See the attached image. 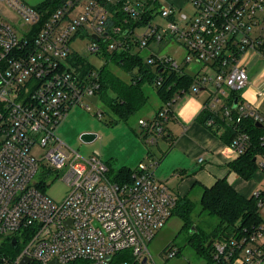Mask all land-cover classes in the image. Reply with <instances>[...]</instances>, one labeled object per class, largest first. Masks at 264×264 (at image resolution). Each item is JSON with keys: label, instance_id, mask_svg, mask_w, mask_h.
Returning a JSON list of instances; mask_svg holds the SVG:
<instances>
[{"label": "built area", "instance_id": "1", "mask_svg": "<svg viewBox=\"0 0 264 264\" xmlns=\"http://www.w3.org/2000/svg\"><path fill=\"white\" fill-rule=\"evenodd\" d=\"M120 1L62 0L49 13L22 0H0L23 21V33L18 34L0 9V243L2 237L15 238L17 246L28 240L16 256L3 255L2 264H23L25 259V264L154 261L149 245L177 205L169 188L154 178L158 161L142 163L132 183L119 184L108 177L109 168L99 155L83 157L57 137L69 112L77 106L91 110L84 99L97 96L101 88L98 70H76L71 43L87 33L95 54L102 51V43L109 52L129 48L130 22L143 19L149 10L145 1L124 0L121 10L126 18L111 24L114 13L108 6ZM184 2L191 5L190 15L171 3L153 14L165 18V27L154 24L153 17L139 27L145 29L143 34H136L137 28V47L143 50L152 43L175 40L184 49L186 65L204 64L202 72L194 75L191 91L210 95L203 109L213 115L207 128L217 117L233 124L252 118L264 128V115L250 104L238 99L236 106L228 102L232 92L241 99L249 83L243 56L255 50L264 57V0ZM147 64L162 70L181 68L173 58L157 54ZM161 82L160 78L157 84ZM176 101L166 103L152 120L139 121L147 144H156L165 134ZM97 115L101 118L102 111ZM249 144L250 136L239 128L229 146L241 156ZM35 146L44 150L40 157L32 153ZM259 165L264 173V161ZM59 179L70 190L58 203L46 190ZM253 195L260 198L262 192ZM259 205L264 215V202ZM125 251L134 261L115 263V255ZM166 253L172 259L179 250L171 247ZM214 260L215 264H264V224L230 245L216 244Z\"/></svg>", "mask_w": 264, "mask_h": 264}, {"label": "trees", "instance_id": "2", "mask_svg": "<svg viewBox=\"0 0 264 264\" xmlns=\"http://www.w3.org/2000/svg\"><path fill=\"white\" fill-rule=\"evenodd\" d=\"M61 1L46 0L38 9H47L51 13L60 6ZM123 3L124 0H121L116 5L111 4L108 6L111 12L114 13L110 19L111 24H120L126 18V15L121 10ZM145 3L149 10L144 14L143 19L136 22L132 21L129 24L132 28L131 36L128 38L129 48L109 52L107 46L102 43V51L98 54L103 55L108 63L111 62V64H115L125 70L130 76V80L126 82L113 73L108 68V65L99 70L101 88L97 95L102 97L104 103H107L110 111L115 116L114 124L129 122L146 105L148 96L144 91V86L147 84L156 88L162 102L159 110L173 99L178 100L183 95L192 93L191 89L195 76H190L184 72L178 74L176 69L168 67V69L162 70L163 67L161 66L157 67L155 72H153V68L147 64L148 59L145 60L139 54L132 52L133 48L137 47L136 29L151 20L159 6V0H146ZM71 60H74L78 71L84 73L93 69L86 64L85 59L78 53H74ZM160 78L162 82L158 85L157 81ZM108 94L111 95L109 96ZM236 99L242 103L239 93L232 92L228 102L234 106ZM236 113L237 110L234 109V114ZM102 114L104 113L102 112ZM173 118L174 108L171 112V120ZM210 118H213V115L205 109L199 115L198 120L206 126V122ZM167 124L164 126L165 134L162 138L166 136ZM239 128L250 136V144L236 161L229 164V168L230 171L235 172L240 178L249 181L254 177L256 171L260 169L259 162L261 160L264 161V128L257 126L256 121L252 118L244 119L240 124H233L221 117L215 118L214 125L209 127L210 130L219 135L228 144L236 137ZM255 159L256 161H254ZM137 171L138 168L133 170L132 168L123 167L116 171L112 181L119 184L132 183L134 180L133 176ZM261 200L264 202V192H262L260 198L254 195L245 197L237 192L226 178H223L218 180L212 187L205 188L199 200L201 210L198 215L206 214L217 218L219 221L213 231L208 233L204 228L199 227L197 224L195 225L194 214L198 208V203L187 196L177 199V205L172 216L177 215L182 219L184 229L190 230L195 226L190 243L198 254L206 258L207 264H215L216 244L225 243L230 245L233 240L240 239L246 232L264 224V215L259 205ZM13 240L15 238H6L3 247L0 248V264H2L3 255L13 257L19 253L20 247L19 245L15 247ZM16 240H18L17 237ZM123 260L134 261L128 251L120 252L114 257L115 263Z\"/></svg>", "mask_w": 264, "mask_h": 264}, {"label": "rangeland", "instance_id": "3", "mask_svg": "<svg viewBox=\"0 0 264 264\" xmlns=\"http://www.w3.org/2000/svg\"><path fill=\"white\" fill-rule=\"evenodd\" d=\"M32 7H39L46 0H22ZM136 2L137 0H131ZM146 1V0H140ZM171 3L175 7H182L183 13L190 15L191 5L184 0H159L158 9L170 8ZM0 9L7 21L15 27L18 34L23 33V21L16 14V12L0 5ZM160 11V10H159ZM154 24L165 27L167 21L165 18L157 14L153 18ZM144 28H139L136 34H143ZM91 39L87 33L82 34L77 40L71 43V50L78 53L86 64L91 66L94 70H101L105 65L115 73L118 77L128 82L130 76L125 70L119 68L111 62H107L103 55H98L90 51ZM184 49L178 45L175 40L168 43L157 45L152 43L148 48L143 50L134 47L132 52L139 54L142 58L147 60L153 54L159 56H169L173 58L180 66V70H176L178 74L185 73L194 76L201 73L204 67L203 63H192L186 65L184 63L185 52ZM156 68H153L155 72ZM144 91L148 96L146 105L137 112L127 123L120 122L114 124L115 116L110 111L107 103L103 101L101 96H94L92 98H85L84 105L89 106L91 110H87L82 106L73 108L67 118L63 121L57 130V137L62 140L69 148L78 151L83 157H90L92 155H99L101 159L107 164L109 168L108 177L112 179L119 169L126 167L136 170L142 163L150 164L149 153H154L156 156L164 149L165 143L161 141L158 146L149 145L144 141V128L139 124L140 119H150L162 104L156 88L151 85H145ZM109 96L111 94H108ZM102 111L104 114L100 118L97 113ZM85 134L97 135V138L91 142L82 140ZM44 150L40 146H35L32 153L37 157L43 154ZM39 178V175L37 179ZM70 188L67 184L59 179L54 183L48 185L46 194L56 202H62L68 195ZM258 191H264V181L258 185ZM198 208L194 214L195 225L204 228L206 232L210 233L218 224V219L210 217L206 214L199 216L200 212L199 200L197 201ZM184 222L182 219L173 215L157 234L156 238L149 245V253L154 261L151 264H207L206 258L197 253L195 248L190 243V239L194 232L193 226L190 230L184 229ZM6 241V237H2L0 248ZM26 243L20 241L19 247L22 249ZM174 247L179 250V255L168 259L167 250ZM155 262V263H154Z\"/></svg>", "mask_w": 264, "mask_h": 264}, {"label": "crops", "instance_id": "4", "mask_svg": "<svg viewBox=\"0 0 264 264\" xmlns=\"http://www.w3.org/2000/svg\"><path fill=\"white\" fill-rule=\"evenodd\" d=\"M241 64L249 76L241 99L264 115V57L250 50L243 56ZM209 96L207 91L192 92L183 95L174 104V118L167 124L166 136L159 138L155 144L158 146L163 141L164 149L157 156L154 153L148 155L150 160L158 161L153 169L154 178L165 184L177 199L187 196L197 202L205 188L212 187L223 178L241 195L250 197L264 181V173L258 169L254 177L246 181L230 171L229 164L240 156L198 120ZM157 111L147 120H152Z\"/></svg>", "mask_w": 264, "mask_h": 264}, {"label": "water", "instance_id": "5", "mask_svg": "<svg viewBox=\"0 0 264 264\" xmlns=\"http://www.w3.org/2000/svg\"><path fill=\"white\" fill-rule=\"evenodd\" d=\"M94 38L96 40L99 39L98 37H94ZM236 105H237V101L235 102V106ZM257 126L262 127V125L259 124V123H257ZM96 138H97V135H94V134H85V135L82 136V140L85 141V142H91V141L95 140ZM254 161H256V159ZM13 243H14V246L17 247L15 240L13 241ZM146 261H147L146 259L143 260V264H147ZM26 262H27V260L25 259L23 261V264H25Z\"/></svg>", "mask_w": 264, "mask_h": 264}]
</instances>
